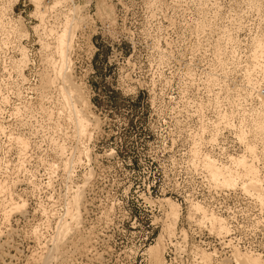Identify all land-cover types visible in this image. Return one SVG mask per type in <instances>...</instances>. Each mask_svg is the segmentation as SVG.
<instances>
[{"label":"rangeland","instance_id":"1","mask_svg":"<svg viewBox=\"0 0 264 264\" xmlns=\"http://www.w3.org/2000/svg\"><path fill=\"white\" fill-rule=\"evenodd\" d=\"M41 3L42 21L34 0H0V264H25L50 247L66 202L80 192L79 230L54 264H155L147 249L159 236L162 264H201L199 249L217 251L211 264H231L208 219L176 197L209 201L207 185L203 195L194 192L200 167L210 178L204 155L242 172L228 157L250 159L246 144L264 182V56L254 57L264 42V0ZM66 14L76 16L68 73L96 118L81 138L59 79L46 82ZM242 178L231 188L214 184L241 190L228 207L254 208L255 220L251 198L260 202L241 188ZM8 197L23 206L6 221ZM164 198L180 210L172 237L163 226Z\"/></svg>","mask_w":264,"mask_h":264},{"label":"bare ground","instance_id":"2","mask_svg":"<svg viewBox=\"0 0 264 264\" xmlns=\"http://www.w3.org/2000/svg\"><path fill=\"white\" fill-rule=\"evenodd\" d=\"M34 3H35V7H36V12L42 21L44 19V16H45L44 14L46 12V10H45L46 8H42L43 3H41V0H34ZM72 9L71 10L73 12L75 7H72ZM67 14L65 15L66 18H65L64 24H63L60 32L55 35V38L53 37V39H55V41L53 40L54 51L58 56V60L56 59L57 61H53V65H52L53 78L47 79L46 82H48V80L55 81L56 78L59 79V82L61 83V85L59 86L61 89L60 94L63 96L60 99L64 101L65 107L68 106L69 104L73 105V109H71V111H69V115L72 116V120L74 123V129H75L74 133H76L77 137L81 138L83 135L90 133V131L88 129L91 125H93V121L96 122V118L94 117L93 114H91L88 111V108L86 105L87 100H86L85 96L82 94V92L79 91L78 86H76L75 82L73 81V78L68 73L69 72L68 71L69 65L71 63L70 50L72 47V39L74 37L73 36L74 35L73 28L74 27L72 26L73 24H72L71 20L72 19L74 20L76 16L74 14H72V15H74V17L72 15L68 17ZM52 55H54V54H52ZM260 56L261 57L264 56V42H262V41L257 42L256 47H255V52H254V57L256 60H259ZM49 65H50V63H49ZM48 83H50V81ZM261 90H260V92H262ZM260 92H259V96L261 97V100H262V109H263V110H261L263 112L261 117L263 116L262 122L264 123V90H263V93H260ZM75 98H77V99L75 100ZM78 99L81 100V102ZM76 101H79V103L77 102V104H79L80 107L77 106ZM262 122L260 121L258 123L260 126V129L264 128V124ZM17 139H16V142H17ZM19 142L21 143V146L24 144L23 140L19 139ZM20 143H18V144H20ZM24 145H23V147H24ZM60 149H62V147ZM63 151L64 150H62V152ZM246 152H247V154L249 153V157H251L250 159H247L246 155H240V156H236V157H234V156L228 157V161L231 164H235V165L238 164L242 167V169H241L242 172L239 171L238 169L236 172H232L231 170L228 169V167H225L224 165H221V164L218 166L214 163L215 162L214 159H211L209 155L205 154L203 162H205L206 165L209 166L208 171L210 174V178L208 176V172L206 171V169H204L202 167H200V169H199V174L201 175L202 180L205 178L204 182L206 183L207 187L209 188L210 192H212V193L217 191L220 188L216 184H214V182L219 181L220 183H223L225 186H229V188H231V187H234L236 185L235 183H237V181H235L236 177L243 175L244 178L241 179V188L243 190L251 192V195H255V197L259 200V202L261 204L260 205L255 198H253L252 196H251L252 197L251 198L249 196V198H251L254 201L255 207H257L258 212L256 213L257 217L255 218V220L257 219V221H256L257 226H260L264 232V208H262V207H264V182L261 180V178L259 176V171H258L257 167L253 164V162H255V159H254V155L251 154L252 153V146L251 145L246 144ZM193 153H195V151ZM69 165H70L69 162H67V161L64 162V167L66 170L67 169L70 170ZM90 176H91V173H90ZM87 177H89V174ZM87 180H88V178H86L84 182L86 183ZM83 186L84 185L79 186V187L77 186V190L79 188H82ZM1 187H2V184H1ZM222 189H224V188H220V190H222ZM233 190H234V192H231L230 195H226V196L223 195L221 197H223L224 199L227 200V199L232 198V195H235L236 198L240 197L241 195L242 196L244 195L241 192H239V191H241L239 189H233ZM80 191H82V189ZM75 192H77V191H75ZM80 193H78L76 195H71L70 200L68 202H66L67 205L65 206V212H64V215L62 216L63 218L61 217L63 219V221L58 220L61 222V224H59V222H58L57 228L55 227V230H56V231H54L55 234L50 239L51 246L50 247L45 246L46 249L44 248V250H41V253L39 252L40 254H38V253L37 254H35V253L31 254L29 256V258L26 260L27 262L25 264H54L55 263V262L53 263V261H55V258H56L55 252L58 251V248L61 247L63 243H65V244L67 243L66 238L70 233L77 232L79 230V228H78L79 222H80V215L79 214H81L79 212H80V208L82 205V202H81L82 201V192H80ZM219 195H221V194L219 193ZM209 196H211V194ZM8 199L9 200L6 202V204L3 207V218L5 220L8 217H10L9 215H11L12 212L19 211V209L22 208L20 206H23V204L20 205V202L17 199H14L12 197H11V199L8 197ZM183 199H186V201L181 202V201H178L177 199H175V200H177L181 204L184 203V205L190 203L189 204L190 209H192L193 211L201 212L202 216H203L201 218L204 219V217H205L208 219L207 221L210 223V227H211L210 230L215 232L216 234L229 232L231 228L235 229L234 224L231 222V219H229L230 214H231V217L234 218L235 215L233 212H230V214L225 215L224 213L219 211V209L217 207H215L213 203H210L209 201H205L204 199L203 200L195 199V197H190V195L184 196ZM195 201L201 203L206 208H204L203 206H201L197 202L191 203V202H195ZM79 202H80V205H79ZM161 202H163L164 206L166 207L164 209L165 210V213H164L165 220L163 221V226L166 230V235H168L167 237H172L173 236L172 234L175 233V231H173L174 230V224H176V220L178 219V217L180 215V210H179L177 203L172 201L169 198H164V199H162ZM208 209H209V211H212V212H209ZM260 220H261V222L263 221L262 222L263 224L258 223ZM254 221H251L250 224L252 225ZM246 223H247V221H246V218L244 217L243 221L239 225H245ZM254 227H256V225ZM183 234L186 237V234L184 232H183ZM247 234H250V232H248ZM1 235H2V232L0 231V236ZM35 236H36L35 237L36 240L40 243V236L36 233H35ZM161 237L162 236H159V238L157 239V243L148 247V249H147L148 253L150 255H152V261L155 264H162L161 259L159 257L160 253L159 254L156 253V250H158L159 244L161 243ZM167 237H166V239H168ZM164 240H165V238H164ZM168 240H165V242L167 243ZM68 242H70V241H68ZM87 243H88V241H87ZM87 243L83 244V246H82L83 250H87L89 248V247H87L88 246ZM242 245H244V243H242ZM212 250H216V249H212ZM258 251H261L259 246L254 245V246H252V248H244L241 245H239L238 243H231L230 244V253H229V256L231 259L230 263L231 264H264V259L262 258V256L264 254H262V252L260 253ZM214 252L215 251H206L205 249H199V255H200L199 261L201 262V264H211L210 263L211 259H212L213 255L215 253H217V251L215 253ZM0 255H1V253H0ZM215 255H217V254H215Z\"/></svg>","mask_w":264,"mask_h":264},{"label":"built area","instance_id":"3","mask_svg":"<svg viewBox=\"0 0 264 264\" xmlns=\"http://www.w3.org/2000/svg\"><path fill=\"white\" fill-rule=\"evenodd\" d=\"M197 175H195V178L197 181H199V185H201V188L194 191L196 193V195L201 196L204 194L205 190L204 188L206 187V184L204 182V179L201 181L200 178V174L196 172ZM181 188L179 187V190ZM183 192V189H182ZM221 195H219V193ZM231 192H234L233 189H222L220 190V188L213 192L214 195L212 196H207L206 199L209 200L210 203H213L215 207H217L219 209V211H221L222 213H224L225 215L230 214V212L234 213V218L231 217V214L229 215V219H231V222L234 224L235 229H230L229 232L226 233H221V234H213L211 236L215 237L217 239L218 243H221V245H223V247H225L224 249H227V252L230 253V244L231 243H238L239 245H241L244 248H252V246H259V248L264 252V232L263 229L260 226H256L254 227L253 225L250 224L251 221H253L254 217H255V212H254V208L251 209L250 212L245 213L243 212V210L240 209V207L238 206H233L232 209H229V204L234 205L232 202H234V200L236 199L235 195H232V199L231 202H229V200L224 199L221 196H226V195H230ZM184 194V193H183ZM210 195V194H209ZM220 197V200L217 201ZM178 199H180L181 202H185L186 199H183V195L178 194L177 197ZM233 210V211H232ZM228 212V213H227ZM244 217L246 218L247 223L245 225H239L241 224V222L243 221ZM185 219V216L184 218ZM199 224V223H198ZM204 226H207L205 224H202ZM198 226V225H197ZM199 228V227H197ZM206 230L209 233H213L209 230H207L206 228H203V231ZM250 232V234H247L245 232ZM202 233V232H200ZM209 240V239H207ZM211 241V240H209ZM259 241V242H258ZM242 243H244V245H242ZM205 244V243H204ZM207 245V244H206Z\"/></svg>","mask_w":264,"mask_h":264}]
</instances>
